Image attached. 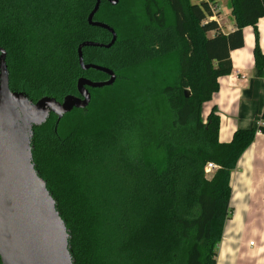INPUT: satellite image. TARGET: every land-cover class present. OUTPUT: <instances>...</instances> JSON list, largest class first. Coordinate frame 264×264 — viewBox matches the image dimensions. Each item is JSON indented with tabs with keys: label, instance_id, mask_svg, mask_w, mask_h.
<instances>
[{
	"label": "trees",
	"instance_id": "obj_1",
	"mask_svg": "<svg viewBox=\"0 0 264 264\" xmlns=\"http://www.w3.org/2000/svg\"><path fill=\"white\" fill-rule=\"evenodd\" d=\"M94 3L0 0L11 91L33 102L61 101L77 95L80 78L107 79L82 71L77 59L83 41L111 40L87 24ZM130 3L102 0L94 19L115 31V44L82 53L86 64L112 70L114 84L90 89L88 107L57 126L51 115L34 128L35 169L69 231L74 264H216L232 213L231 174L256 134L264 136V107L257 128L236 130L221 143L218 111L212 107L204 118L203 106L231 73L230 53L243 48L247 27L264 78L257 32L264 0H229L228 33L213 19L216 0H140L141 16L129 13ZM207 163L217 166L210 179Z\"/></svg>",
	"mask_w": 264,
	"mask_h": 264
},
{
	"label": "water",
	"instance_id": "obj_2",
	"mask_svg": "<svg viewBox=\"0 0 264 264\" xmlns=\"http://www.w3.org/2000/svg\"><path fill=\"white\" fill-rule=\"evenodd\" d=\"M116 6L119 0H104ZM102 0H95L87 16V24L107 31L108 44L83 41L77 47L82 71L104 74V81L80 78L77 95L61 101L44 96L33 102L22 92L9 88L6 52L0 48V263L1 264H74L69 250V231L46 182L39 176L33 162V130L44 125L51 115L60 120L73 110L88 107L90 89L110 87L115 82L112 70L86 64L83 49H109L116 41L115 31L94 18ZM188 95V92L185 93Z\"/></svg>",
	"mask_w": 264,
	"mask_h": 264
},
{
	"label": "crops",
	"instance_id": "obj_3",
	"mask_svg": "<svg viewBox=\"0 0 264 264\" xmlns=\"http://www.w3.org/2000/svg\"><path fill=\"white\" fill-rule=\"evenodd\" d=\"M216 9L219 15L214 18L222 32L233 31L230 11L229 20L221 25L217 4ZM257 32L264 53V19L258 21ZM243 37V48L230 53L231 73L218 79V91L203 106L204 118L212 107L218 111L221 143H228L236 130L257 128L264 107V78L258 76L252 54L253 29L245 28ZM230 206L232 213L216 249V264H264V136L259 133L231 174Z\"/></svg>",
	"mask_w": 264,
	"mask_h": 264
},
{
	"label": "rangeland",
	"instance_id": "obj_4",
	"mask_svg": "<svg viewBox=\"0 0 264 264\" xmlns=\"http://www.w3.org/2000/svg\"><path fill=\"white\" fill-rule=\"evenodd\" d=\"M134 1H138V3H134ZM129 4V6H125V8L128 9V7L131 8V10L129 9V13L131 14H136L137 16H141L142 15V11H141V3L140 0H134ZM162 4H164V0H159ZM206 0H186L187 4H200L201 2H204ZM216 4L219 6V9L221 11V15H222V20L220 21L221 25L225 24L227 22V20H229V16L227 15V13L230 11V4H229V0H216ZM212 7V11L215 12L217 11L216 9V5L211 6ZM229 14V13H228ZM218 23V22H217ZM213 173H210L208 175V178L210 179Z\"/></svg>",
	"mask_w": 264,
	"mask_h": 264
},
{
	"label": "built area",
	"instance_id": "obj_5",
	"mask_svg": "<svg viewBox=\"0 0 264 264\" xmlns=\"http://www.w3.org/2000/svg\"><path fill=\"white\" fill-rule=\"evenodd\" d=\"M213 19L216 20L215 18ZM216 169H217L216 165H214L213 163H207L205 166V173L209 175L210 173H213Z\"/></svg>",
	"mask_w": 264,
	"mask_h": 264
}]
</instances>
